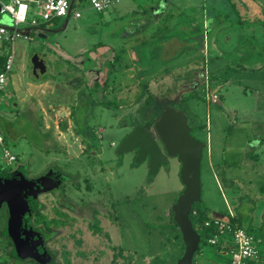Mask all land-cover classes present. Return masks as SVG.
I'll return each instance as SVG.
<instances>
[{"label":"rangeland","instance_id":"1","mask_svg":"<svg viewBox=\"0 0 264 264\" xmlns=\"http://www.w3.org/2000/svg\"><path fill=\"white\" fill-rule=\"evenodd\" d=\"M112 1L96 11L87 0H74L68 18H55L49 27L55 31L44 37L32 29L29 36L16 35L10 45L0 40V58L12 55L0 89V166L6 171L23 166L28 178L53 169L63 178L56 189L37 195L45 217L65 221L50 225L46 246L59 261L63 254L70 264H109L114 250L87 227L90 208L99 207L113 218L110 242L124 249L126 264H176L183 249L172 238L176 228L169 216L182 188L176 156H167L151 174L146 157L135 161L134 149L115 151L133 124H142L154 108L168 105L186 116L190 134L204 144L199 169L202 201L211 212L236 211L244 225L252 219L248 233L259 256L252 264H264V0H232L243 16L242 28L222 16L225 0H210L212 23L221 22L216 24L219 29H202V49L201 38L194 35L193 49L171 39L151 53L143 47L141 55L139 42L154 25L148 24L147 33L140 30V9L156 0ZM169 1L174 2L162 14L155 13L161 14L158 24L166 25L165 36L187 41L181 39V27L202 19L196 4L203 0ZM74 10L78 17L71 15ZM255 19L261 22H252ZM0 25L12 26L9 14L0 13ZM41 57L46 58L43 75ZM88 65L90 69L77 72L82 73L80 84L71 81L75 67ZM108 66L103 99L112 103L91 104L89 86L84 85L91 80L86 77L95 75L101 84ZM208 93L216 95L214 101ZM72 107L83 121L81 133L70 115ZM2 147L14 161L5 162ZM60 209L72 218L56 214ZM5 222L2 207L0 250L9 248L2 237ZM101 225L105 229L107 221L101 219ZM221 238L231 240L227 235ZM200 248L213 251L210 244ZM228 261L227 253L217 259L218 264ZM7 262L20 264L16 259Z\"/></svg>","mask_w":264,"mask_h":264},{"label":"water","instance_id":"2","mask_svg":"<svg viewBox=\"0 0 264 264\" xmlns=\"http://www.w3.org/2000/svg\"><path fill=\"white\" fill-rule=\"evenodd\" d=\"M21 35L27 36L28 33ZM39 61L42 73L44 59L41 57ZM150 129L133 126L119 141L115 151L121 154L134 149L135 161L140 162L146 157L151 174L160 164L166 163L167 156H176L182 188L172 202L170 212L183 247L176 264H190L198 247L199 235L192 227L188 213L191 204L200 200L199 169L204 144L190 134L186 116L168 105H162ZM61 181V174L53 169L28 178L23 166L11 171L0 166V207L3 205L6 213L2 231L10 239L17 257L32 259L36 264L52 263V254L44 246L43 235L32 226L30 218L37 205V195L56 188Z\"/></svg>","mask_w":264,"mask_h":264},{"label":"trees","instance_id":"3","mask_svg":"<svg viewBox=\"0 0 264 264\" xmlns=\"http://www.w3.org/2000/svg\"><path fill=\"white\" fill-rule=\"evenodd\" d=\"M73 1L74 0H72V1L70 0V9H69V12H68V15L66 16V18H68L69 14L71 12V9L73 8V4H74ZM225 1L229 4L232 13L237 15L238 18L240 17L238 21H239V25L242 26V24H243V21H242L243 16H240V12L237 10V7L235 6V3L232 0H225ZM211 10H212V7H211ZM140 11L144 12V9L141 7ZM223 15L227 16L228 13L226 14L224 12ZM170 18H172V17L170 16ZM52 19H54V18H52ZM252 22L260 23L261 20L260 19H255ZM195 24L198 25L199 29L197 31H194V33L191 34V36L185 35V36H182L183 38H181V39L188 38L187 41H193L192 40V36L195 35V36H197V38L198 37L201 38V41H199V43L198 42L197 43L202 49V42H203V39H204V34H203L204 32H202V29L205 30V27L203 28V26H202V19L200 21H195ZM164 28H166V27L164 26ZM146 40L147 39H142L141 41L143 43ZM195 45H196V43H194V41H193L192 49L194 48ZM112 57H113V59H115L116 58V54H112ZM3 60H4V57L0 58V69H1V66H2V63H3ZM203 61H204V58H203ZM111 62H112V60H110L108 62V65H110ZM110 72H111V68L108 66L107 71H106V75L104 77L103 82L101 84H99L98 82L94 81L91 84V86L88 88V93L90 94V97H91V101H90L91 104L100 103V104H102V105H104L106 107H109L111 105L112 101L103 99V93L105 91V86H106V79H108V76H109ZM217 79L222 81V82L225 81L224 77H222V76H217ZM157 102L158 101H156V103ZM90 103L88 102V104H90ZM84 104H85L84 106L86 107L87 102H85ZM161 106L162 105H160L158 107L155 106L157 108H154L153 116H151L149 119L145 120L142 124H137V123L133 124L131 126V129L135 125H141V126L149 128L151 126V123L153 122V120H155L156 117L158 116ZM70 115L73 117V121H74V123L77 126L78 132L81 133L80 126L83 124V121H81L79 116L78 117L75 116V109H73V107L70 110ZM189 132H190V129H189ZM18 167H20V166H18ZM85 182H86L85 190L89 191L90 190V184L86 180H85ZM60 184L57 187H59ZM56 188H54V189H56ZM52 190H50V191H52ZM56 214L60 215L62 213L59 212V211H56ZM217 214L226 215V217L229 219L230 222L236 224L237 226L243 228L245 231L248 232V229L250 228V221L249 220H247L245 225H244V224H242L243 221L241 220V218L239 216H236V214L229 215L226 212H224V213L219 212ZM169 216H170L171 225H173L176 228V225L173 223V221L171 219L170 210H169ZM213 216L214 215L212 214V212L206 207L205 203L202 201L201 196H200V200L198 202H194L190 206V210H189V213H188V218H189V220L191 222L192 227L195 229V231L199 235L198 247H197V250L192 255V259H191V263L190 264H197L198 263L200 247L202 245L208 244L207 243V239L212 237L214 234H216V227L212 224V221H211ZM30 221H31L32 226L34 228L38 229L42 233L44 243H45L46 239L48 238V235H49L48 232L50 230V225L57 226L59 224H62V220L60 221L59 219L45 217V215H43L39 211V202H38V200H37L36 208L31 213ZM205 221H209V224L207 226L203 225V223ZM260 226L262 227V224ZM260 226H259V228H260ZM90 228H91L92 232H98L99 231V229L95 225H91ZM2 233H3V231H2ZM2 237L5 238V240H6L5 244L8 245L9 248L8 249L4 248V249L0 250V264H7L8 263L7 260H13V259L18 260L20 264H36L32 259H28V258L24 259V258L17 257L15 252H14V250H13V246H12V243H11L10 239L4 233H3ZM172 238H173L175 243H179L182 246V243H181V240H180V235H179V232H178L177 228H176V232L173 234ZM219 239L220 238H218L214 244H210V245H217ZM109 247L112 250H114V252L112 253L111 260L109 261V264H123V262L120 260V258L122 257V249H121V247L119 245H112V246H109ZM45 248H48V247L46 246ZM50 253L52 254V258H53L51 264H70L68 259L63 254H62L61 261H59V260H57L55 258V252L53 250L50 249ZM248 262H249V260H246L245 263H248Z\"/></svg>","mask_w":264,"mask_h":264},{"label":"built area","instance_id":"4","mask_svg":"<svg viewBox=\"0 0 264 264\" xmlns=\"http://www.w3.org/2000/svg\"><path fill=\"white\" fill-rule=\"evenodd\" d=\"M72 1V0H71ZM89 6L96 11L104 10L112 0H87ZM70 0H8L7 2L0 1V13L9 14L12 19V26L10 28L0 25V40L10 45L16 35H21V23H26L29 26H37L40 23L47 22L52 18L66 17L68 15V6ZM33 8L29 17L27 12ZM73 17H78V12L73 11ZM12 61V55L6 53L0 69V89L5 85V77L9 71ZM211 101H214L216 95L208 93ZM207 95V96H208ZM3 143V134L0 128V144ZM2 157L8 164L15 160V156L2 147ZM231 215V213H229ZM212 224L216 227V234L207 239L208 244H214L218 238L223 235L230 237L229 246V262L228 264H245L246 260L257 257L256 250L253 244V238L250 233L243 228L229 221L227 217H212ZM209 221L203 223L207 226Z\"/></svg>","mask_w":264,"mask_h":264},{"label":"crops","instance_id":"5","mask_svg":"<svg viewBox=\"0 0 264 264\" xmlns=\"http://www.w3.org/2000/svg\"><path fill=\"white\" fill-rule=\"evenodd\" d=\"M40 1H42V0H40ZM173 2L174 1H169L168 0L166 3H163L162 0H156V1H153L152 3H150L149 5H147L148 8L146 6L145 7H142L144 9V12H142L139 21H141L143 23V26H141V29L140 30H145L146 33H147L148 32L147 27H148V24L149 23H152V25H154V27L152 28V30L150 31V33L146 34L145 37L143 38V39H147V40L145 42H143V43H142V41L139 42L140 43V45H139L140 50L137 52V53H139V55H141L142 48L143 47L144 48H149V52L151 53L153 50H157V49L161 50V49H163V46H164L163 45V42L165 44L167 42H172L171 39H176L178 42H185V44L180 45V46L192 47L193 41H180L179 39H177L174 36H170V37L167 36V35L165 36L163 34V32L165 31L164 26L166 27V25L164 23L161 24V25L158 24V22L160 20V17H161V14L164 11V7L169 6ZM111 4H113V1H112ZM225 4H226V6L228 5L227 6V10H225V13L226 14L228 13V15L225 16V15L222 14V16L230 24L238 23V27H239L240 25H239V21L238 20H239L240 17L238 18L237 15H235V14L232 13L231 8H230V6H229V4L227 2ZM196 6L201 9V12H202V26L205 27V30H207V29L211 30V28H216V29H219L220 28V26L217 27L216 24L218 22L220 23L221 21L217 20L216 24L215 23L214 24L212 23L213 22V20H212L213 17H212V12H211L212 4H211V1L210 0H209L208 3H205L204 0H203V2L201 1V4L200 3L199 4L197 3ZM235 6H236V4H235ZM32 10H33V8H30V11L27 12V17L30 16ZM156 11H159L158 13H160V11H161V14L160 15H155ZM247 11H248V13L251 14V10L249 8H247ZM54 19H50L47 22L40 23L37 26H29L26 23H23V26L20 27V30H21L22 33H25V34L28 33L27 36H29L31 34L30 33L31 30L32 29H36L37 31H39L38 32V36L44 37L47 32L49 33V32L55 31V30L49 28L50 25H51L50 23L53 22ZM65 23H66V18L64 19V23L63 24H65ZM4 27H6V26H4ZM235 27H237V25ZM8 28H10V27H8ZM241 28H242V26H241ZM198 29H199L198 28V25L195 24V23H192V25L189 24V25H187V27H181V31L183 33V35H181V36H184L185 35V32H187V31L194 32V31H197ZM231 29H234V27H232ZM20 36L26 37V36H23V35H20ZM162 37L165 38V39L163 40ZM159 38H162V41H160ZM189 42H191V44H189ZM180 46H178V47H180ZM43 59H44V62L43 63L45 64L46 58H43ZM91 66H89V67H87V66L86 67H82V66L75 67L74 70H73V74H72V77H71V81L72 80H74V81L76 80L80 84V80H81V76H82L81 75L82 74L81 72L84 71V70H86V69L87 70L90 69ZM44 71H45V69H44ZM44 71L41 73V75H43ZM79 71H81L80 74L77 73ZM86 78L87 79L90 78V80H91L90 82L88 81L87 83L84 84V85L89 86V87L91 86V84L94 81H96V76L95 75L93 76L92 74L90 75V77L87 76ZM39 82L41 84H45V83L48 84V81H46V80H42V81H39ZM52 82H54V81H52ZM71 83H70V85H72ZM74 83L76 84V82H74ZM47 87H48V85H47ZM81 92L83 93V91H81ZM88 97H90V94L89 93H88ZM40 100H41V98H36L34 101L39 102ZM44 127L46 128L47 126L44 125ZM226 213L229 214V213H231V211H227ZM212 214L214 216L226 217V215H223V214L220 215V214H217V212H212ZM231 214H233V213H231ZM234 214H236V216H239L236 211H234ZM251 225H253L252 219L250 220V226ZM258 227L259 226L255 227V228H258ZM228 243H229L228 241H226V240H224L223 238L220 237L217 245H211L213 247V251L212 250H204V249L200 248L199 258H198V263L197 264H218L217 259L220 257V255H224L226 253L229 254V252H228L229 251L228 250L229 249ZM119 246L121 247L120 244H119ZM121 249H122V257H121L120 260L123 262V264H126V262H127V260H126L127 258L125 257L126 254H125V251H124V249L122 247H121ZM180 255H181V252L176 256V258L180 257ZM257 259H259V256L258 255H257L256 258L249 259L248 264H252V263L256 262ZM124 261H125V263H124ZM245 264H247V263H245Z\"/></svg>","mask_w":264,"mask_h":264},{"label":"flooded vegetation","instance_id":"6","mask_svg":"<svg viewBox=\"0 0 264 264\" xmlns=\"http://www.w3.org/2000/svg\"><path fill=\"white\" fill-rule=\"evenodd\" d=\"M162 107V106H161ZM148 131H151V129H150V127L149 128H147V127H145ZM152 137H153V139L155 140V142L157 143V145L159 146V143H158V141H157V139L155 138V136L152 134ZM3 207V205L0 207V208H2ZM4 208V207H3ZM78 208H79V206H78ZM69 210H71V207L70 208H68ZM59 212H61L62 214H60L61 216H64L65 217V219L67 220L68 218H72V216H70V215H66V213L62 210V209H60L59 210ZM103 212V213H102ZM90 214H91V222H87V227H90L91 225H95V226H97V228L99 229V231L98 232H92V230H91V232L93 233V234H96V235H102L103 237H104V244L106 245V246H112L113 244V241H112V235H111V232H110V230H111V228L113 229V227L115 226L114 225V221L112 220L113 218H111V215L108 213V211H101V208H99V207H91L90 208ZM104 214V215H103ZM75 216H76V214H75ZM101 216V217H100ZM48 218H51V217H48ZM80 219H82L83 218V216L82 215H80V217H79ZM101 219H103V220H105V221H107V227L104 229L103 227H102V225H101ZM64 222L65 221H62V224L64 225ZM91 229V228H90ZM110 232V233H109ZM49 235H48V238L46 239V241H45V243H44V246L46 245V242H47V240H49V238L51 237V230H49ZM112 243H111V242ZM78 242V241H77ZM46 247V246H45ZM48 251H50V249L49 248H46ZM111 260V259H110Z\"/></svg>","mask_w":264,"mask_h":264}]
</instances>
